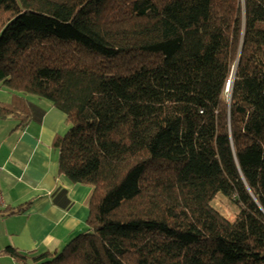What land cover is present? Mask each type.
I'll list each match as a JSON object with an SVG mask.
<instances>
[{"label": "trees", "instance_id": "trees-1", "mask_svg": "<svg viewBox=\"0 0 264 264\" xmlns=\"http://www.w3.org/2000/svg\"><path fill=\"white\" fill-rule=\"evenodd\" d=\"M0 84V118L66 114L59 172L92 188L60 252L5 255L264 264V0H0Z\"/></svg>", "mask_w": 264, "mask_h": 264}, {"label": "crops", "instance_id": "crops-1", "mask_svg": "<svg viewBox=\"0 0 264 264\" xmlns=\"http://www.w3.org/2000/svg\"><path fill=\"white\" fill-rule=\"evenodd\" d=\"M22 97L30 111L26 125L0 118V264H20L3 253L8 247L53 254L88 229L92 188L60 174L54 147L68 129L67 116L47 100ZM12 98L0 84V103Z\"/></svg>", "mask_w": 264, "mask_h": 264}, {"label": "rangeland", "instance_id": "rangeland-1", "mask_svg": "<svg viewBox=\"0 0 264 264\" xmlns=\"http://www.w3.org/2000/svg\"><path fill=\"white\" fill-rule=\"evenodd\" d=\"M68 127H69V125H68ZM213 204H214V207L217 210H219L221 213H222V211H221L222 207L227 208L229 213L228 214H223V215L226 216L230 221H234L235 220V215L232 213V211L224 203L222 204V201L220 199L219 200L218 199L214 200Z\"/></svg>", "mask_w": 264, "mask_h": 264}, {"label": "bare ground", "instance_id": "bare-ground-1", "mask_svg": "<svg viewBox=\"0 0 264 264\" xmlns=\"http://www.w3.org/2000/svg\"><path fill=\"white\" fill-rule=\"evenodd\" d=\"M221 211H222V214H228L229 213L227 208H224V207L221 208Z\"/></svg>", "mask_w": 264, "mask_h": 264}, {"label": "built area", "instance_id": "built-area-1", "mask_svg": "<svg viewBox=\"0 0 264 264\" xmlns=\"http://www.w3.org/2000/svg\"><path fill=\"white\" fill-rule=\"evenodd\" d=\"M2 205V192H1V187H0V207Z\"/></svg>", "mask_w": 264, "mask_h": 264}, {"label": "water", "instance_id": "water-1", "mask_svg": "<svg viewBox=\"0 0 264 264\" xmlns=\"http://www.w3.org/2000/svg\"><path fill=\"white\" fill-rule=\"evenodd\" d=\"M230 90H231V82H229L227 86V91H230Z\"/></svg>", "mask_w": 264, "mask_h": 264}]
</instances>
